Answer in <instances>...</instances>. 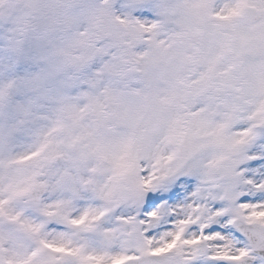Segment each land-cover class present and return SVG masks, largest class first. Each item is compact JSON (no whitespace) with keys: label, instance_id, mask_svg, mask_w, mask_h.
Instances as JSON below:
<instances>
[{"label":"snow or ice","instance_id":"1","mask_svg":"<svg viewBox=\"0 0 264 264\" xmlns=\"http://www.w3.org/2000/svg\"><path fill=\"white\" fill-rule=\"evenodd\" d=\"M0 264H264V0H0Z\"/></svg>","mask_w":264,"mask_h":264}]
</instances>
